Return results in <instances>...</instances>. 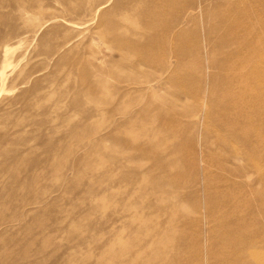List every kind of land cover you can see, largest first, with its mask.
<instances>
[{
	"label": "rangeland",
	"instance_id": "rangeland-1",
	"mask_svg": "<svg viewBox=\"0 0 264 264\" xmlns=\"http://www.w3.org/2000/svg\"><path fill=\"white\" fill-rule=\"evenodd\" d=\"M0 264H264V0H0Z\"/></svg>",
	"mask_w": 264,
	"mask_h": 264
},
{
	"label": "bare ground",
	"instance_id": "bare-ground-1",
	"mask_svg": "<svg viewBox=\"0 0 264 264\" xmlns=\"http://www.w3.org/2000/svg\"><path fill=\"white\" fill-rule=\"evenodd\" d=\"M160 3V2H159ZM154 18V17H153ZM259 23V22H258ZM121 26V25H120ZM188 50V49H187ZM149 54V53H148ZM230 126V125H229ZM228 127V126H227ZM144 194V193H143ZM251 238V237H250Z\"/></svg>",
	"mask_w": 264,
	"mask_h": 264
}]
</instances>
